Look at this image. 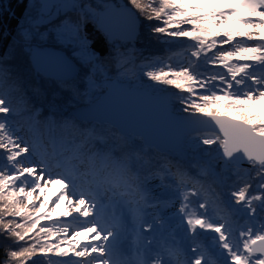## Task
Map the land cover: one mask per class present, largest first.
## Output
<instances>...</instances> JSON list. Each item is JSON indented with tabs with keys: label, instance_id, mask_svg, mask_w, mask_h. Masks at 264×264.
Returning <instances> with one entry per match:
<instances>
[{
	"label": "snow or ice",
	"instance_id": "snow-or-ice-1",
	"mask_svg": "<svg viewBox=\"0 0 264 264\" xmlns=\"http://www.w3.org/2000/svg\"><path fill=\"white\" fill-rule=\"evenodd\" d=\"M25 11L18 38L33 63L46 54L33 41L54 33L92 70L89 87L109 65L137 75L136 12L154 38H187L166 58L145 57L151 70H143L176 90L169 104L187 133L155 156L122 125L61 107L62 92L69 106L81 95L64 57L48 54L43 68L51 99L0 57V237L15 245L8 261L264 264V0H30ZM92 29L109 43L103 56ZM176 56L183 62L173 64Z\"/></svg>",
	"mask_w": 264,
	"mask_h": 264
},
{
	"label": "trees",
	"instance_id": "trees-1",
	"mask_svg": "<svg viewBox=\"0 0 264 264\" xmlns=\"http://www.w3.org/2000/svg\"><path fill=\"white\" fill-rule=\"evenodd\" d=\"M92 2L95 3L96 0H92ZM116 2L127 3V0H116ZM29 4L30 0H0V57L5 58L9 64L21 67L27 75L29 83L33 86H38L43 89L45 92H47L48 98L51 99V93L54 90L51 81L39 75L33 70L29 60L30 51L18 38V33L20 32L21 28L28 25V12L25 11V8ZM128 6L131 8V5ZM132 10L134 12L136 11L135 9ZM28 11L31 12L30 7ZM136 15L140 19L138 35L137 38L132 41L129 46H134L137 50V75L135 77H132V79L130 80L131 84H128L132 87L137 84L136 86H141V88L151 86L156 92H171L173 94L176 91L175 89L157 85L147 80V78L143 75V70H149L151 69V66L148 65V60L144 58H166L169 54L170 46L175 47V45L188 44L190 42L187 40V38H182L181 40L175 42H173L172 38L169 37H160L159 40L157 38H154L150 33L149 22L144 20L143 16H141L140 13L136 12ZM57 22L58 20L54 18L51 23L42 24L40 26V30L47 31L48 28H50ZM152 23H156V21H153ZM89 28H92L91 24L89 25ZM53 37L54 33H51L49 39L39 40L37 38L35 41H33V44L41 49L51 48L64 52L78 67L76 76L73 79L75 83L80 87L81 95L78 98L73 99V102L70 106L67 104L68 100L70 99V96L67 92H62L61 98L58 101L62 108L67 107V111L72 112L76 109L92 105L104 93L105 83L107 81H118L117 77L122 76L119 72L114 70L113 66L109 65L106 66V71H102L101 73L96 75L95 86L89 87L87 81L89 78H91L90 74L92 70L87 64L73 57L71 50L56 42ZM91 39L93 41L95 52L102 56L106 54L109 49V43L106 40L104 34L95 29H92ZM160 41H167L168 43H163ZM175 50L180 51L181 49L176 48ZM178 62H183L182 57H174L173 64H178ZM44 114H47V108L44 109ZM130 137H132L137 143L143 144L141 138L132 135H130ZM152 154L158 157L169 155L154 148H152ZM192 199L194 201L193 206L195 207V198ZM178 208L179 202H177L173 208L167 209L166 211H170L171 213H173ZM177 225H180L179 217H175L171 221V226L175 227ZM181 227H183V225H181ZM9 245L15 246L13 245V241L11 239L4 240L2 237H0V262H3V264H11L6 256V253L9 250ZM34 259L41 260L42 257L37 256ZM52 259L57 258L52 257Z\"/></svg>",
	"mask_w": 264,
	"mask_h": 264
},
{
	"label": "water",
	"instance_id": "water-1",
	"mask_svg": "<svg viewBox=\"0 0 264 264\" xmlns=\"http://www.w3.org/2000/svg\"><path fill=\"white\" fill-rule=\"evenodd\" d=\"M139 25L137 28V35H138ZM41 52H48L50 54L59 55L64 57L68 65L70 63H74L64 52L59 50H54L51 48H43ZM46 59H50V57H46ZM30 64L35 72L39 75L44 77L43 74V66L40 64L38 68L33 63L32 53L30 52L29 55ZM44 61V59H42ZM51 61V59H50ZM75 64V63H74ZM76 65V64H75ZM46 67V65H44ZM73 73V74H72ZM71 73L70 77L74 78L77 73V69H75ZM154 90L150 87H142V88H132L128 83H121L116 80L107 81L105 83V91L104 93L98 98L96 102L92 105L76 109L72 112H78L81 110H88L96 107L97 105L101 104L105 99L110 101L111 97H118L120 101H122L123 105L131 106L141 119L144 122L147 128L141 127L140 130L136 129L135 132L133 130H125L127 134L130 136L139 137L142 139L143 144L151 145L152 148L157 149L161 152L170 154L173 150L177 147L178 142L182 137H184L187 133V130L181 127L175 120L174 116L172 115L171 105L169 104V100L172 97L171 92H162V93H153ZM104 109V107H102ZM115 110V109H114ZM114 119L123 127H125V121L123 119L114 117ZM99 120V119H98ZM109 119H101L99 121H108ZM95 121V120H94ZM124 124V125H123ZM125 129V128H124ZM172 132L173 138V149H169L165 147L162 142V138L164 136H168L165 132ZM149 130V131H148ZM163 135V136H162ZM169 137V136H168ZM160 149H159V148Z\"/></svg>",
	"mask_w": 264,
	"mask_h": 264
},
{
	"label": "bare ground",
	"instance_id": "bare-ground-1",
	"mask_svg": "<svg viewBox=\"0 0 264 264\" xmlns=\"http://www.w3.org/2000/svg\"><path fill=\"white\" fill-rule=\"evenodd\" d=\"M48 54L50 53L46 52V54H43L39 57V63L43 66L42 68H45L44 65H46L47 67L51 63L50 61L51 56ZM46 57H50V59H46ZM42 59H44V61H42ZM75 69H77L78 71V67L74 63H70V65H68L67 72L69 76ZM102 107H104V109H102ZM130 107L131 106L123 105L122 101H120L118 97L114 96L110 98V101H108V99H105L101 104L97 105L96 107L92 109H88V110H81V111H78V113L88 115L89 118L93 120H98V119L101 120V119L107 118L110 121H114L118 123L119 121L117 122L114 119V117L123 119L126 122L125 125L123 124L125 126L123 128H125L124 130H128V131L133 130L135 132L136 129L140 130L141 127L148 129L147 125L146 126L144 125L145 123L141 121L137 113ZM168 131H169L168 133L167 132L165 133L168 134L169 137L164 136L161 140L163 142V145H165V147H168L169 149H173L172 146L174 145L173 144L174 137L171 136L173 130L172 132H170V129Z\"/></svg>",
	"mask_w": 264,
	"mask_h": 264
},
{
	"label": "rangeland",
	"instance_id": "rangeland-1",
	"mask_svg": "<svg viewBox=\"0 0 264 264\" xmlns=\"http://www.w3.org/2000/svg\"><path fill=\"white\" fill-rule=\"evenodd\" d=\"M149 70H151V69H149ZM132 79V77L131 78H126V77H124V76H120V77H117V80L118 81H120L121 83H130L131 84V80ZM137 85V84H136ZM136 85H134L132 88H135V89H137V88H141V86H136ZM150 88H152L153 89V87H151V86H149ZM154 90V89H153ZM153 93H161V92H156L155 90H154V92ZM59 188V185H56L55 187H53V188H51L50 189V191L48 192V195L49 196H52L53 195V193H55L56 191H57V189ZM62 210V208L61 209H57V214H59V212ZM150 211V210H149ZM166 214H171V212L170 211H166ZM150 219V218H149ZM129 224H130V226H131V218L129 217ZM146 235H147V233H146ZM130 243V242H129Z\"/></svg>",
	"mask_w": 264,
	"mask_h": 264
}]
</instances>
